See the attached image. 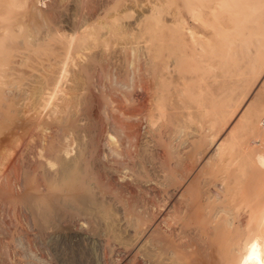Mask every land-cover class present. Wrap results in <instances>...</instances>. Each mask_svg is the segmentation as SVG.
<instances>
[{
    "label": "bare ground",
    "instance_id": "6f19581e",
    "mask_svg": "<svg viewBox=\"0 0 264 264\" xmlns=\"http://www.w3.org/2000/svg\"><path fill=\"white\" fill-rule=\"evenodd\" d=\"M261 79L264 0H0V264H264Z\"/></svg>",
    "mask_w": 264,
    "mask_h": 264
},
{
    "label": "rangeland",
    "instance_id": "374dc122",
    "mask_svg": "<svg viewBox=\"0 0 264 264\" xmlns=\"http://www.w3.org/2000/svg\"><path fill=\"white\" fill-rule=\"evenodd\" d=\"M263 80L264 79H261L260 80V82H258L257 83V85H256V87L253 89V91L249 94V101H251V100H253L254 99V97H255V94L257 93V91H260L261 90V88H262V86H263ZM113 223V224H112ZM107 225H108V227L110 228H112L113 230L114 229H116L117 227H116V224H115V222H114V220H113V222L112 221H110V222H108L107 223ZM106 225V226H107ZM110 225V226H109ZM118 237V239H117V242H119V241H122L123 240V238H121L120 239V236H117ZM0 238H2V236L0 235ZM230 238H231V240H233L234 242H236L237 240H239V235L238 234H233V233H231L230 234ZM126 240V239H125ZM155 243H157L156 245H158L159 246V244H158V242H157V240L156 241H154ZM76 244V245H75ZM191 244L194 246L195 245V239H192L191 240ZM74 245H75V249H74V253L73 252H71V253H73L74 254V256L73 255H71V254H69V255H71L70 256V258H72V256H73V260H74V264H89V263H91V264H94L95 263V261H94V259L91 257V254H89L86 250H84V248H83V250L84 251H86V253H84V251L82 250V245L80 244H78V243H75L74 242ZM79 245V246H78ZM76 246H78L79 248H77ZM80 246H81V248H80ZM78 249V250H77ZM82 251H81V250ZM154 243H153V241H151V245L150 244H147V245H143L142 247H141V251L143 252V253H145V255H147L146 253H148V254H153L154 253ZM78 251V252H77ZM78 253V254H77ZM82 253V254H81ZM128 253V255L126 256V254ZM127 253L126 254H124V258L123 259H121L120 261H119V263H117V262H115L114 260H113V257H112V255H109L110 254V252L108 251L107 252V260L109 259L110 260V262H109V260H108V263L109 264H131V260L133 259L134 260V262H133V260H132V264H138V260H139V258H140V256H138L137 255V257H138V259L136 258V256H134V254L133 253H131V252H128L127 251ZM130 253V254H129ZM80 255V256H79ZM83 255H84V257H83ZM134 256V257H130V256ZM14 256V257H13ZM79 256V257H78ZM111 258H110V257ZM190 256V255H189ZM189 256H186V257H184V258H182V259H186V261H188V258H189ZM13 257V258H12ZM83 257V258H82ZM91 257V258H90ZM16 258V259H15ZM82 260H81V259ZM87 258V259H86ZM89 258V259H88ZM132 258V259H131ZM135 258V259H134ZM11 259H13V260H21V257H17L16 255H11V258H10V261H11V263L10 264H13V260H11ZM86 259V260H85ZM0 260H2L1 258H0ZM89 260L90 261H93V262H89ZM86 261H88V263H86ZM138 261V262H137ZM2 262V261H1ZM135 262H137V263H135ZM180 262H182V261H180ZM8 263H9V261H8ZM139 264H140V262H139ZM160 264H169L167 261H163V260H160Z\"/></svg>",
    "mask_w": 264,
    "mask_h": 264
}]
</instances>
